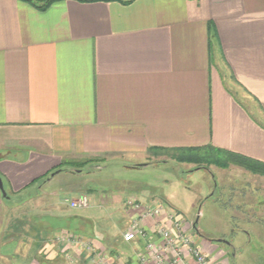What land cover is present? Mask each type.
Returning <instances> with one entry per match:
<instances>
[{"label":"crops","instance_id":"1","mask_svg":"<svg viewBox=\"0 0 264 264\" xmlns=\"http://www.w3.org/2000/svg\"><path fill=\"white\" fill-rule=\"evenodd\" d=\"M208 144L264 162V0H62L45 10L0 0V176L10 195L0 189V264L34 261V215H66L63 185L27 193L64 163L132 158L128 166L145 167L152 147ZM128 196L113 194L122 214L93 222L94 236L41 232L47 258L66 249L87 264L97 253L138 264L144 243L123 238L135 216ZM23 203L24 218L6 214ZM56 233L73 245L54 243Z\"/></svg>","mask_w":264,"mask_h":264},{"label":"rangeland","instance_id":"2","mask_svg":"<svg viewBox=\"0 0 264 264\" xmlns=\"http://www.w3.org/2000/svg\"><path fill=\"white\" fill-rule=\"evenodd\" d=\"M168 153L167 151L160 153L159 156L152 158L156 159L153 163L145 167L128 166L137 161L124 158L112 162L90 163L81 171L80 168H66L51 184L41 183V189L29 188L27 193H32L33 190H48L59 183L64 187L60 192V199L64 202L65 199L77 198L83 192L88 194L92 202H95L90 208L73 209L66 206V215L62 216L60 221L70 220V228L85 236H94V233L98 231L97 227L103 226L102 224L111 225L110 222L114 220V217L121 216V210L111 201L114 193L129 195L127 199H137L136 196L142 200L156 199L158 200L156 204L165 203L172 209L175 218L181 222L182 229L189 235L187 250L192 247L201 251L208 260L213 262L212 264H264V175L252 173L233 164L222 168L207 162L201 164L178 162L171 159ZM80 185H87L92 189V193L91 190L82 188ZM6 193L4 197L10 198L7 190ZM22 195L14 197H19L18 199L21 200ZM144 203L148 202L144 201ZM21 205L16 210L7 207L6 214L19 219L23 215L24 218L29 204ZM142 211L143 209H135L133 212L140 216ZM166 212L164 209L161 215L156 216V219L146 217L143 220L148 222L146 228L154 230L157 218L162 223H167ZM74 214L77 215L74 216ZM49 215L48 213L44 216ZM82 219L87 222L85 230L79 229V222ZM93 222L97 227L92 229ZM168 224L171 225V223ZM58 225L59 222L57 227ZM16 231L21 234V231ZM36 231L33 230V233L36 234ZM16 234L10 233L9 239L15 238ZM56 236L63 235L56 233ZM56 236L55 234L53 236L54 243L73 245L69 239L72 235L64 233L65 238L62 239H57L59 237ZM35 237L39 239L38 246L36 244L33 246L35 259L29 264H39L38 255H44L47 258L43 249L46 238L40 241L41 232L34 235ZM20 238L24 241L23 234ZM208 238L211 239L210 243L216 246L212 248L213 250L206 247V243L209 244ZM22 240L18 242L19 249L20 247L23 249ZM154 240L159 243L158 237ZM224 240L231 245L223 244ZM4 241L2 244L5 243ZM10 246L11 244H4L2 247ZM62 264H78V260L74 263L67 257V261L65 260Z\"/></svg>","mask_w":264,"mask_h":264},{"label":"built area","instance_id":"3","mask_svg":"<svg viewBox=\"0 0 264 264\" xmlns=\"http://www.w3.org/2000/svg\"><path fill=\"white\" fill-rule=\"evenodd\" d=\"M65 202L75 209L85 208L90 205V199L86 194H81L74 199H65ZM127 205L132 211H135V209H143L140 216L136 214L131 219L128 228L123 233L125 241L131 242L140 240L145 245L146 251L139 255L138 264H150L151 262L155 264L213 263L208 260L201 251L193 249L192 247L188 250L186 249L189 244V235L182 229L181 222L175 218V214L165 203L148 204L138 199H128ZM164 209L167 211V223H162V221L157 218L155 221V229L152 231L142 224L143 220L148 216L152 219H156V216L161 215ZM168 223H171V225ZM58 237L57 239L65 238L64 235ZM155 237L159 238V243L155 242ZM69 239L73 242L72 238ZM79 242L90 254L96 252V248L92 241L80 240ZM68 257L71 258V261L77 263V259L72 255L69 254ZM96 258L98 264H109L108 259L102 253H97Z\"/></svg>","mask_w":264,"mask_h":264},{"label":"trees","instance_id":"4","mask_svg":"<svg viewBox=\"0 0 264 264\" xmlns=\"http://www.w3.org/2000/svg\"><path fill=\"white\" fill-rule=\"evenodd\" d=\"M41 10H45L50 7L52 4L62 1V0H24ZM132 0H125V2H130ZM213 37L212 27H210V47H211V38ZM156 156H159L160 153L167 151L169 152L168 155L171 159H174L178 162H191V163H198L201 164L203 162L213 163L219 167L227 168L230 165H238L246 170L264 175V162L260 160L253 159L251 157L245 156L243 154L235 153L226 149H222L219 147H215L211 144L204 145V146H196V147H178V148H164V147H152L150 149ZM90 164V161L84 162H66L64 165L60 167V171L64 170L65 168H75L82 170L83 167ZM6 198V197H5ZM74 217V216H70ZM68 217V218H70ZM34 225L37 230L40 232L46 231H54L57 229H66L69 232H74L76 230H72L69 226L70 220L65 222H60L61 218L63 217H51L44 215H34L33 217ZM60 219V220H58ZM59 225L57 227V223ZM86 223L84 221V225H79V229L86 228ZM93 223H91L92 226ZM38 246V243H36ZM67 250L62 249L59 251L57 257L53 259L46 258L44 255L39 256V264H62L64 261H67ZM89 257L85 256L82 260L78 261V264H87Z\"/></svg>","mask_w":264,"mask_h":264},{"label":"water","instance_id":"5","mask_svg":"<svg viewBox=\"0 0 264 264\" xmlns=\"http://www.w3.org/2000/svg\"><path fill=\"white\" fill-rule=\"evenodd\" d=\"M56 172H59V170L58 171H55V173ZM55 173H52V174H55ZM0 189L2 191L3 196H6L7 193H6V190H5V187H4V182H3V179H2L1 176H0ZM219 240H221V239H219Z\"/></svg>","mask_w":264,"mask_h":264},{"label":"flooded vegetation","instance_id":"6","mask_svg":"<svg viewBox=\"0 0 264 264\" xmlns=\"http://www.w3.org/2000/svg\"><path fill=\"white\" fill-rule=\"evenodd\" d=\"M222 243H223V244L225 243V245H228V246H229V245H231V243H230V242H228V241H225V240H224V242H222Z\"/></svg>","mask_w":264,"mask_h":264}]
</instances>
